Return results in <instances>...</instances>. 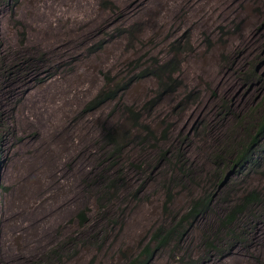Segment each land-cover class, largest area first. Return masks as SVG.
Instances as JSON below:
<instances>
[{"label": "rangeland", "instance_id": "rangeland-1", "mask_svg": "<svg viewBox=\"0 0 264 264\" xmlns=\"http://www.w3.org/2000/svg\"><path fill=\"white\" fill-rule=\"evenodd\" d=\"M196 1L200 18L218 5ZM171 2L133 8L127 0H0V264H125L160 225L184 211L196 186L214 171V151L244 142L260 124L264 0L224 1V8L236 3L230 15L201 29L185 19V7L167 15ZM242 39L246 43L238 45ZM172 57L180 64V88L154 110L145 109L144 122L158 133L146 138L128 109L143 108L157 84L136 76ZM108 86L123 92L91 111L89 102ZM30 91L53 103L46 107L40 101L39 109L59 114L48 134L30 117L24 119L28 109L21 110V104ZM80 125L84 144L76 149ZM166 127L168 143L160 139ZM168 148L184 156V174L192 177L175 183L170 213L164 202L175 176L170 162L177 159L159 158V150ZM43 161L48 168H39ZM61 173L75 189L56 221L55 214L41 216V206L58 200L48 184L59 182ZM247 173L233 179V190L264 188V171ZM224 194L176 259L163 251L152 264H179L183 253L196 251L218 225ZM84 211L85 225L79 217ZM24 218L34 225L43 222L34 232L14 228ZM204 264H264V220L249 231L244 245Z\"/></svg>", "mask_w": 264, "mask_h": 264}, {"label": "trees", "instance_id": "trees-1", "mask_svg": "<svg viewBox=\"0 0 264 264\" xmlns=\"http://www.w3.org/2000/svg\"><path fill=\"white\" fill-rule=\"evenodd\" d=\"M175 57L157 61L139 71L136 78L153 79L156 81V93L151 97L141 109L130 108V119L136 125L144 128L146 138L158 136L149 123L144 122V111L154 110L160 102L168 95L179 90L181 80L178 76V67ZM127 88L125 85L124 89ZM118 87L108 86L98 94L88 108L95 111L108 102L115 101L120 93ZM253 132V134H252ZM244 142H232L224 148L216 149L211 156L214 163V171L209 174L201 185L196 186L198 191L191 196L184 211L178 212L170 217L165 223L160 225L151 235L150 239L132 257L128 258L125 264H152L158 254L163 251H170L171 257L176 259L179 249L186 244V240L191 231L199 221L204 219L215 207L218 195L225 192L223 213L216 221L218 223L215 230L207 231L208 237H204L203 243L192 252L188 250L180 257L179 264H204L206 261L219 256L231 253L235 247L244 245L249 237V231L264 220V188H252L245 191L233 190L235 185L230 183L233 179L247 175L254 170L264 171V115L255 131H252ZM160 139L170 141V128L163 129ZM122 153L123 149L117 147L116 151ZM159 158L170 159L173 155L177 162H170L174 170L173 176L167 183V195L164 208L169 211L174 203V185L178 182H189L192 177L185 172L184 156L174 151L172 148L159 150ZM1 162V161H0ZM177 168L176 166H179ZM184 175V176H183ZM231 175L230 180L227 177ZM247 176V177H248ZM191 182V181H190ZM225 183V184H224ZM113 182L108 187H113ZM199 184V183H197ZM224 184V186H222ZM216 192H220L219 194ZM233 196L230 199V196ZM79 217L82 224L88 222V214L82 212Z\"/></svg>", "mask_w": 264, "mask_h": 264}, {"label": "bare ground", "instance_id": "bare-ground-1", "mask_svg": "<svg viewBox=\"0 0 264 264\" xmlns=\"http://www.w3.org/2000/svg\"><path fill=\"white\" fill-rule=\"evenodd\" d=\"M161 0H127V2H129V5H132L134 4L133 8L136 7L138 4H143V5H148L150 2H155L154 4H156L158 6L159 2ZM166 1V0H164ZM224 1L227 2V0H217V3H218V7L217 6H213V10H214V13L213 10L209 13V15H206V16H201V18L198 16V15H195L197 13L196 11V0H195V3H194V7L192 5V2L191 0H172V2L168 5L169 9H166V14L169 15V16H172L173 13L175 12L176 8L177 7H185L187 8V15L185 17L186 20H193L196 27L201 29L203 26L205 27H209L211 26L212 24H219V22H221L223 20V15L224 14H229V12L231 11V9L235 6V4H232L231 6L229 7H225L223 6L224 4ZM200 2V1H198ZM45 3V2H44ZM47 3V2H46ZM50 5H54V4H51L50 2L48 3ZM127 4V3H126ZM57 5V4H56ZM40 6V5H39ZM58 7H60V5H57ZM91 6V5H89ZM152 6V5H151ZM156 6V7H157ZM49 7V6H48ZM56 7V6H55ZM53 9V6L51 7ZM49 8V10L51 9ZM130 8V7H128ZM132 7L130 8L131 10H135L133 9ZM148 8V7H147ZM57 9V8H56ZM149 9V8H148ZM47 10V9H46ZM152 11H154V9H151ZM52 11H55L56 10H52ZM58 11V10H57ZM42 12V11H41ZM48 12V11H47ZM35 13V12H34ZM57 13V12H56ZM45 14V13H44ZM51 14V13H50ZM55 14V13H54ZM52 15V14H51ZM59 14H57L58 16ZM39 16V15H38ZM55 15H53L54 17ZM174 16V15H173ZM172 16V17H173ZM56 17V16H55ZM36 18V17H35ZM50 18V17H49ZM48 18V19H49ZM59 18V16H58ZM47 19V20H48ZM54 19V18H52ZM226 19V18H225ZM46 20V18L44 19ZM43 20V21H44ZM46 20V21H47ZM47 23V22H45ZM40 24V23H39ZM44 24V23H43ZM48 24V23H47ZM187 22H186V27H187ZM42 25V24H41ZM44 26V25H43ZM189 26V25H188ZM215 26V25H214ZM213 27V25H212ZM189 28V27H188ZM190 29V28H189ZM188 29V30H189ZM211 29V28H210ZM191 30V29H190ZM41 32V31H40ZM242 33V37H243V34H244V31L241 32ZM246 36V35H245ZM41 38V37H40ZM43 40V39H42ZM75 42V41H74ZM241 42L242 43H246L245 42V39H242V40H238L237 41V44L238 45H241ZM46 44V43H45ZM75 45V44H74ZM74 47V46H73ZM50 50V49H49ZM51 52V51H50ZM210 70V69H209ZM207 71V70H206ZM28 88V87H27ZM33 96V97H32ZM42 102V104L46 107H50L52 106V102L50 101H42L40 100V94H33L32 91L28 92L26 94V96L23 98L22 100V104H21V110H24L25 109L27 110L28 109V112L24 114V119L28 121L27 117H30L33 121H35V123H37L38 125L40 126H43L45 128V130H43L46 134L50 133V129L52 127V125L59 119V114L57 111H54V112H51L49 114H47L44 110L42 109H39L37 107V103L38 102ZM43 108V106H42ZM29 122V121H28ZM82 125L79 126V129H78V133L75 135V137H77V140L74 142L75 143V148L76 149H82L83 147V136H82ZM81 131V132H80ZM46 141V139H44ZM46 146V145H45ZM76 151V150H74ZM60 153V152H59ZM38 157V156H37ZM34 159V158H33ZM39 159V158H38ZM47 159V158H46ZM64 159V158H63ZM60 160V159H59ZM66 160V159H65ZM35 161V160H34ZM42 161V160H41ZM63 162V161H62ZM65 162V161H64ZM81 162H79L78 166ZM84 165V164H82ZM78 166L76 167V169L78 168ZM49 167V164H48V161H43L41 163V167L39 168H48ZM80 169V168H78ZM77 169V170H78ZM81 170V169H80ZM80 174V173H79ZM63 178V174L61 173L59 175V179L60 181L57 182L55 179L54 180H51L48 184L49 188L56 192L57 193V196H58V200L52 204H49L47 206H41V208L44 210L45 213L41 212V216H44V214H55L53 215V217L55 218V220L57 221L58 218L60 217L61 215V212L60 214L59 211L60 209H62L63 207L67 206L70 204L71 202V199H72V191L74 188V185H73V180L71 179H68L66 182L62 180ZM45 181H47V177L44 178ZM69 181V182H68ZM60 185H64V187L62 189H60L58 191V187ZM77 189V188H76ZM76 192V191H75ZM78 195V194H77ZM77 199V198H76ZM75 199V200H76ZM55 221V222H56ZM43 222V221H41ZM40 222V223H41ZM38 223V224H40ZM37 225H34L33 223V220L31 219L30 221L26 218L22 219L20 222L17 220V223H15V226L14 228L18 229V230H28V233L29 232H34L36 231V228H37ZM43 229H45V226L43 227ZM19 232V231H18ZM16 233V232H15Z\"/></svg>", "mask_w": 264, "mask_h": 264}, {"label": "water", "instance_id": "water-1", "mask_svg": "<svg viewBox=\"0 0 264 264\" xmlns=\"http://www.w3.org/2000/svg\"><path fill=\"white\" fill-rule=\"evenodd\" d=\"M228 178H229V176H228ZM225 184V183H224ZM224 184L222 185V186H224Z\"/></svg>", "mask_w": 264, "mask_h": 264}]
</instances>
